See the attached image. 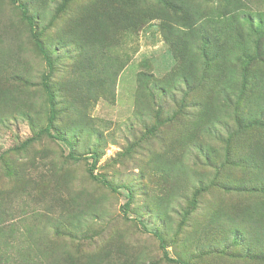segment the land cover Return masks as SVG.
Returning a JSON list of instances; mask_svg holds the SVG:
<instances>
[{"label":"rangeland","instance_id":"obj_1","mask_svg":"<svg viewBox=\"0 0 264 264\" xmlns=\"http://www.w3.org/2000/svg\"><path fill=\"white\" fill-rule=\"evenodd\" d=\"M22 1L31 5L55 65L53 133L72 146L45 134L47 62L21 11L0 0V264H52L55 255L81 264H173L154 233L184 264H264V221L251 216L264 204L263 167L252 156L264 144V129L239 128L233 114L242 103L235 99L212 127L197 128L208 86L175 79L178 62L161 20L151 19L115 31L105 61L113 94L79 102L76 111L61 86L72 76L78 48L64 41L92 0ZM196 1L210 10L222 2ZM241 1L253 64L262 68L264 0ZM76 121L83 130L74 135ZM71 151L80 159H70ZM94 154L95 174L117 192L90 176Z\"/></svg>","mask_w":264,"mask_h":264},{"label":"trees","instance_id":"obj_2","mask_svg":"<svg viewBox=\"0 0 264 264\" xmlns=\"http://www.w3.org/2000/svg\"><path fill=\"white\" fill-rule=\"evenodd\" d=\"M221 1L217 8L210 10L196 0H92L86 10L74 18L73 30L64 41L77 46L78 56L72 65L70 80L61 89L73 96L75 109L79 102L86 106L87 102L98 101L102 95L113 94L110 75L112 65L105 61L109 54L106 49L115 41V31H119L120 26L127 30L137 29L147 20L159 19L163 37L178 62L175 79L179 78L190 86H208V96L199 99L196 127H212L219 120L221 110H228L235 105L234 101L237 99L236 104L241 102L242 106L236 107L233 116L239 128L249 131L264 129V67H255L253 64V55H256L255 52L252 54V47L248 43L250 35L243 29L239 18L244 4L241 0ZM11 2L21 11L30 27L32 40L47 62L49 71L42 79L49 104L45 134L50 139H59L72 146L64 136L57 137L53 133L59 119L58 95L51 87L55 65L37 33L31 5L22 0ZM82 40L85 41L80 43ZM258 50L263 56L264 43L258 46ZM239 53L241 55L237 58ZM237 60L241 62L240 67L235 62ZM113 76L116 77L117 73ZM251 80L255 81L251 83ZM218 95L224 97L218 100L215 98ZM85 110L84 107V111L77 113L81 122L87 117ZM81 122L76 121L69 132L75 135L79 129L83 130ZM255 155L264 168V144L258 143L252 152V156ZM69 157L72 160L80 159L73 151ZM97 162L98 158L94 154V161L89 168L90 176L105 188L117 192L106 178L95 174ZM263 168L261 175L264 180ZM130 205L131 200L125 205L126 214ZM255 209L251 216L254 215L257 221H264V204ZM154 234L160 240L167 262L184 264L181 260L170 258L164 237L159 233ZM56 256H51L52 264H81L80 260ZM86 264H94V260Z\"/></svg>","mask_w":264,"mask_h":264}]
</instances>
